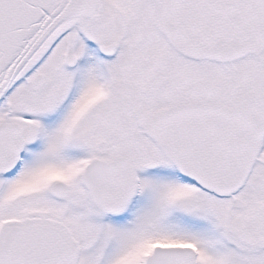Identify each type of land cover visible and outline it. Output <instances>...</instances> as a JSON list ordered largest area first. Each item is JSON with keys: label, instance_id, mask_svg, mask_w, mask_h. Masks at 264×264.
<instances>
[{"label": "snow or ice", "instance_id": "snow-or-ice-1", "mask_svg": "<svg viewBox=\"0 0 264 264\" xmlns=\"http://www.w3.org/2000/svg\"><path fill=\"white\" fill-rule=\"evenodd\" d=\"M0 264H264V0H0Z\"/></svg>", "mask_w": 264, "mask_h": 264}]
</instances>
